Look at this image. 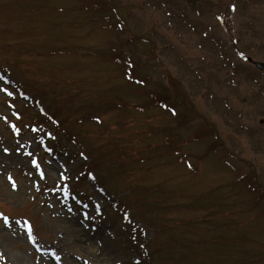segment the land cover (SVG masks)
I'll use <instances>...</instances> for the list:
<instances>
[{"label": "rangeland", "instance_id": "rangeland-1", "mask_svg": "<svg viewBox=\"0 0 264 264\" xmlns=\"http://www.w3.org/2000/svg\"><path fill=\"white\" fill-rule=\"evenodd\" d=\"M242 55L264 0H0V264H264Z\"/></svg>", "mask_w": 264, "mask_h": 264}, {"label": "flooded vegetation", "instance_id": "flooded-vegetation-1", "mask_svg": "<svg viewBox=\"0 0 264 264\" xmlns=\"http://www.w3.org/2000/svg\"><path fill=\"white\" fill-rule=\"evenodd\" d=\"M247 1H248V0H247ZM236 2H237V3L240 2L241 7L243 8V6H244L246 0H236ZM246 61H247V64H248V65L254 67V60H253L249 55L246 56ZM255 61H256V60H255ZM257 71H258V69H257ZM258 72H259V73H263V72H261L260 70H259ZM263 75H264V73H263Z\"/></svg>", "mask_w": 264, "mask_h": 264}, {"label": "snow or ice", "instance_id": "snow-or-ice-1", "mask_svg": "<svg viewBox=\"0 0 264 264\" xmlns=\"http://www.w3.org/2000/svg\"><path fill=\"white\" fill-rule=\"evenodd\" d=\"M233 7H234V6H233ZM3 90H4L5 92H7V89H6V88L3 89ZM10 94H11V93H9V95H10ZM5 151H7V150H5ZM33 163H35V161H33ZM8 179L11 180V179H12L11 176H9ZM15 186H16V185H15V183L13 182V183H12V187L15 188ZM3 219H4L5 224H7V223H8V218H7V217H4ZM29 228H30V226H29ZM29 239H31V236H29Z\"/></svg>", "mask_w": 264, "mask_h": 264}, {"label": "water", "instance_id": "water-1", "mask_svg": "<svg viewBox=\"0 0 264 264\" xmlns=\"http://www.w3.org/2000/svg\"><path fill=\"white\" fill-rule=\"evenodd\" d=\"M257 66L264 70V64L258 63Z\"/></svg>", "mask_w": 264, "mask_h": 264}, {"label": "trees", "instance_id": "trees-1", "mask_svg": "<svg viewBox=\"0 0 264 264\" xmlns=\"http://www.w3.org/2000/svg\"><path fill=\"white\" fill-rule=\"evenodd\" d=\"M195 256V255H194Z\"/></svg>", "mask_w": 264, "mask_h": 264}]
</instances>
